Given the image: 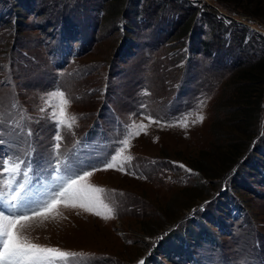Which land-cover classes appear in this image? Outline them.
<instances>
[{
  "label": "rangeland",
  "instance_id": "obj_1",
  "mask_svg": "<svg viewBox=\"0 0 264 264\" xmlns=\"http://www.w3.org/2000/svg\"><path fill=\"white\" fill-rule=\"evenodd\" d=\"M57 89L77 117L60 156L101 167L105 192L37 217L33 243L65 264H264V0H0V156L30 162L38 193ZM133 121L123 170H104Z\"/></svg>",
  "mask_w": 264,
  "mask_h": 264
},
{
  "label": "snow or ice",
  "instance_id": "obj_2",
  "mask_svg": "<svg viewBox=\"0 0 264 264\" xmlns=\"http://www.w3.org/2000/svg\"><path fill=\"white\" fill-rule=\"evenodd\" d=\"M41 99L47 105V108L41 107V111L47 112L48 119L55 123L57 129L53 145L56 155L55 164L52 165L54 173L52 183L46 186L43 193H38L32 185L30 162L18 155L0 156V264H65L77 254L33 243L26 234L31 222L37 217L54 218L56 206L60 203L64 207L80 206L85 211H91L102 202L98 194L105 192L104 189L94 187L87 182L93 172L101 170V167H74L71 161L60 156V143L63 139L61 129L71 130L77 120L76 116L69 115L67 111L71 103L69 98L63 91L57 89L46 93ZM143 118L148 119L150 123H160L154 121L151 116ZM187 119V116L183 118L185 127ZM202 121L203 116L198 115L193 123ZM133 129L136 131L134 132ZM144 130L145 125L142 123L137 125L133 121L127 125L123 138L117 141L114 153H109L104 158L103 169L116 168L122 171V167H117V157L129 147L130 139ZM28 134L31 135L30 132ZM2 143L4 141L0 140V144ZM131 159V156L125 157V161ZM180 167L184 166L180 165ZM33 204L36 206L34 207ZM108 211L110 216L111 209ZM95 214L100 215L99 212ZM107 218L109 217H105Z\"/></svg>",
  "mask_w": 264,
  "mask_h": 264
}]
</instances>
